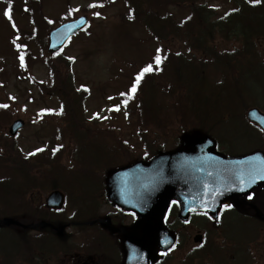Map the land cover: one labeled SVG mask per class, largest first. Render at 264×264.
Wrapping results in <instances>:
<instances>
[{"label": "trees", "instance_id": "obj_1", "mask_svg": "<svg viewBox=\"0 0 264 264\" xmlns=\"http://www.w3.org/2000/svg\"><path fill=\"white\" fill-rule=\"evenodd\" d=\"M23 1L31 5L35 23L32 37L43 49L42 41L51 24L44 20L41 24L34 13L40 0ZM119 1L127 19L142 25L150 40L161 43L176 37L183 40V48L188 52L185 56L181 50L173 53L166 50L157 67L145 72L135 85V103L130 114L137 115L138 112L133 128H138L137 135L146 150L153 144L152 139L149 142V133L167 135L166 128L170 124L181 126L182 122H189V132L213 135L215 129L225 125V119L233 118L232 112L238 111L239 119L243 117L241 113L245 107L237 104L243 103L247 78L257 79L264 89V61L250 52L255 41L264 40V0H223L234 10L219 20L212 19L213 11L206 9L205 0ZM169 5L185 8L187 16L180 23H173V15L165 11ZM70 12L68 10L67 14L71 16ZM233 39L241 40L240 49L227 52L228 42ZM42 60L48 84L36 83V88L41 96L56 99L60 105L59 118L63 117L66 123L62 126L56 122L58 137L52 142L51 150L45 146L27 157L14 139L1 133L0 153L4 154H0V175L9 178L0 177V218L10 217L23 224L45 221L54 226L69 225L75 233H65L59 238L50 230L31 234L13 227L4 229L12 234L8 240L9 252L0 256V264H75L71 254L77 261L100 258L102 264H113L109 255L117 246L112 237L97 225L86 227L82 224L102 216L101 209L107 205L104 175L107 170L132 161V149L129 142L112 129L95 135L89 130L83 131L86 120L84 100L88 92L75 88L71 61L63 55L47 54ZM0 112H6V109L0 108ZM93 126L97 127L96 123ZM87 135H92L93 139H87ZM66 138L72 141L73 149L67 161H63ZM177 140L173 145L178 143ZM160 149L163 147L157 148ZM261 150L264 151V145ZM52 189L65 193L66 208L72 212L71 217H65L64 211L57 213L43 208L42 197ZM109 217L115 225L125 221L120 212ZM166 225L175 231L181 242L189 236L177 219L176 207L170 211ZM257 227L264 241V225L257 223ZM212 228L207 222L201 230L210 237ZM87 232L91 233L87 235ZM76 233L83 235V239L76 238ZM201 262L205 260L186 256L181 264Z\"/></svg>", "mask_w": 264, "mask_h": 264}, {"label": "rangeland", "instance_id": "obj_2", "mask_svg": "<svg viewBox=\"0 0 264 264\" xmlns=\"http://www.w3.org/2000/svg\"><path fill=\"white\" fill-rule=\"evenodd\" d=\"M204 2L205 5L216 9L218 17L232 9L230 4L223 2V0H205ZM28 5L23 0H0V108L6 109V112H0V125L4 128L2 130V127H0V135L2 132L7 134L13 120L21 119L24 121L25 126L15 140L16 146L20 148L24 156L47 145V150H51L52 142L55 140V122L60 123L62 126L66 123L65 120H62L63 117L57 118L59 115L58 102L55 99L41 96L36 88V83L48 84V74L42 65V57L46 54V40L43 39L42 41L43 49L34 42L32 37V31L35 28L34 14L31 5H29L30 7ZM172 6L165 7V11L173 15V23H180L187 16L188 11L185 8ZM8 9H11V19L5 15V11ZM68 10L71 11L72 19L83 15L89 19L88 29L84 33L73 37L62 53L66 60L71 61L70 71L73 72L75 88L86 87L89 89L87 91L89 96L84 100L86 120L84 121L83 131L89 130L95 135L99 131L105 132V129H112L113 132L121 137L123 136L122 138L129 142L135 160L142 158H145L142 160H148L151 153L156 151L158 147L170 150L182 132L191 130V123L182 122L181 126L177 123L170 124L166 128L167 135L158 136L150 132L149 142L152 139L153 144L145 152L143 142L140 141L139 135H137L138 128L136 130L133 128L138 112L137 115L130 114L128 108L130 109L133 104L132 100H129L128 103L127 95L130 94L128 89L131 88L133 76L149 65H151V68L157 65L156 57L161 56L158 54L161 47L164 52L171 50L173 53L181 50L187 56L188 52L183 48L185 47L183 40L174 37V39L169 38L160 44L157 41L150 40V35L142 25L130 22L127 19L125 8L119 0H40L34 13L39 17L41 24L46 21L45 23H50V26L56 27L65 19V21L71 19L70 14H67ZM53 27H50V29ZM218 42L223 44L221 40H218ZM239 49L240 44H236L231 40L228 42L226 51L233 52L239 51ZM250 52L257 54L264 61V40H257ZM21 56H23V62L20 59ZM27 64L28 66H26ZM244 89L245 95L242 98L246 106L260 107L263 110L264 89L262 83L249 77L245 81ZM254 101L259 103L256 105ZM231 116L233 118L224 121L227 123L235 121L236 123H229L223 128L218 126L221 129H218L219 131L217 130L215 133L217 137L223 140L221 141L222 149L228 148L227 144L230 146V140L243 137L245 131L240 125L244 124V121L242 118L239 119L238 111L232 112ZM94 123L97 127L93 126ZM247 133L245 134L246 141H241L239 138V142H236L237 139L233 141V151L236 153L252 147L253 149L260 148V136L250 131V129H247ZM251 133L253 134L251 135ZM252 136H255L254 138L258 140V146L255 144L257 147L253 146L257 140L253 139ZM161 137L165 140L160 139ZM69 139L64 140L63 161H67L69 152L73 149L72 141L70 142ZM87 139L92 140V135H87ZM246 146L247 148H245ZM0 177L6 176L0 175ZM45 195L42 197L43 199ZM109 211L111 209L105 206L101 213L107 214ZM63 215L71 217L72 213L70 210H66ZM130 223L131 220L128 219L126 224ZM252 228L253 223L248 221L240 224V226L237 225L234 229L231 228L233 230L229 234L236 243L243 240L244 249L250 248L252 250L253 264H264V241L254 234L256 225L253 229V236L250 237ZM224 229H226L224 222L219 227L212 228L210 237H208V240H210L205 245L210 247L209 243L214 242L217 246L223 235L221 232ZM189 230L191 236L188 247L191 251L195 247L192 243V236L196 233L191 229ZM74 233L73 228L67 229L68 235ZM82 236L76 233V238L83 239ZM10 238L8 234L0 232V254L9 252L8 240ZM246 238H249L248 242L244 240ZM230 243L233 244V241H230ZM187 251L188 249H182L170 254L167 257L166 264H179ZM202 252L201 254L205 255V250H202ZM237 255L235 260L241 258L240 254L237 253ZM249 255L251 256V254ZM71 256L75 258L76 264V256L72 254ZM95 259L99 262L100 258ZM203 260L207 261L209 259L207 256H203ZM101 261L102 259H100ZM204 263L201 262L200 264ZM237 264H240V262Z\"/></svg>", "mask_w": 264, "mask_h": 264}, {"label": "water", "instance_id": "obj_3", "mask_svg": "<svg viewBox=\"0 0 264 264\" xmlns=\"http://www.w3.org/2000/svg\"><path fill=\"white\" fill-rule=\"evenodd\" d=\"M82 19L84 23H81ZM86 26L87 18L79 17L50 31L47 51L58 53L73 35ZM253 111L257 114L255 117L250 115ZM246 117L264 133L263 113L250 109ZM23 125L21 120L14 121L9 134L15 137ZM182 142V146L175 151L159 153L148 162H137L106 175L107 199L123 211L137 216L130 227L116 228L107 218L96 221L101 228L121 237L125 251L123 264H156L159 260L157 251L169 250L174 245V234L163 224L171 201L179 204L182 221L195 213H206L216 219L223 203L231 201L239 205L240 197L264 187L263 153L227 158L215 151L214 142L200 134L185 135ZM63 201V195L53 191L45 199V207L60 210ZM250 207L255 211L256 218L264 221L263 215L255 207ZM1 226L51 228L59 236L65 229H55L43 222L24 226L12 219L0 220ZM194 242L200 243L201 236H196Z\"/></svg>", "mask_w": 264, "mask_h": 264}, {"label": "flooded vegetation", "instance_id": "obj_4", "mask_svg": "<svg viewBox=\"0 0 264 264\" xmlns=\"http://www.w3.org/2000/svg\"><path fill=\"white\" fill-rule=\"evenodd\" d=\"M244 125H245L246 129H250V131H253L254 133L256 132L261 138L264 139L263 134H262V132H261V130L259 128H257L256 126H253L252 124H249L246 121H244ZM238 138H236L237 139L236 142H239L240 138L239 139ZM236 139L230 140L231 148H233V144H234L233 141H235ZM221 144H222V142H221ZM218 146H220V145H218ZM216 149L219 150L217 146H216ZM250 196H251L252 200L255 203L250 201L251 200V199H249ZM260 199H262V195L261 194H257V193L254 192V193L250 194L247 198L246 197L245 198H241L239 200L240 205H238V206H235V204L229 202V203H227V204H225L223 206L222 211H221V215H223L225 211H227V212L235 211V212L239 213L238 217H242L244 219L247 215H250V213L247 212V211H251V209L248 206H246V203H249V204L251 203V204H254L255 206L258 207L261 204ZM228 206H230V207H228ZM251 215L253 216V214H251ZM233 220H236L235 222H237V219L234 218L231 214L226 215L225 226L226 227H231L232 225H234L235 222ZM231 231L232 230L227 229V231H225V233L228 234ZM221 233L223 234L224 231H222ZM229 238H230V236H229ZM231 241H232V239H231ZM233 241L236 243L235 240H233ZM221 242H222V244L225 243L226 246H229V244H230L229 239L228 240L221 239ZM226 246L221 245V247H219V246H215L214 245L213 247H203V249L205 250V252H204L205 255H203V256H207L208 259H209L207 264H234V262L232 260L229 262L228 258H226L227 257V251H225V248H224ZM213 248H215V249H213ZM242 253H243L242 250L238 252V254L241 255V260L239 259L240 261H238V262H241V264H244V261H247L248 264H253L254 263L253 253H252L251 256L249 254H247V256L244 257L245 254H246L245 253L243 258H242ZM249 256H250V258H249Z\"/></svg>", "mask_w": 264, "mask_h": 264}, {"label": "snow or ice", "instance_id": "obj_5", "mask_svg": "<svg viewBox=\"0 0 264 264\" xmlns=\"http://www.w3.org/2000/svg\"><path fill=\"white\" fill-rule=\"evenodd\" d=\"M257 2H258V0H257ZM92 6H95V5H92ZM10 13H11V9H8V10L5 11V15L9 19H11V14ZM97 15H99V14L97 13ZM81 23H84L83 19L81 20ZM20 59L23 62V56H21ZM156 61H157V63L160 62V57L159 56L156 57ZM151 70H152L151 65H149L148 67H146L145 69H143V71L137 76L136 81L134 83V86L130 90L132 93H134L136 91V86L135 85H138L139 84L140 79L142 78L143 74L145 72H149ZM250 115L253 116V117H255L257 114H256L255 111H253L252 113H250ZM262 122H264V121H262ZM38 151H40V150H38ZM249 199H251V196L249 197ZM228 207H230V206H228Z\"/></svg>", "mask_w": 264, "mask_h": 264}]
</instances>
